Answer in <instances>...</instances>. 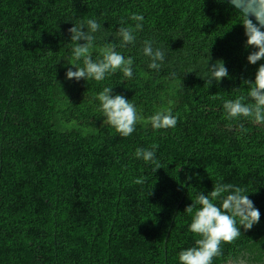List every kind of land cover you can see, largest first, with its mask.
I'll return each instance as SVG.
<instances>
[{
    "label": "trees",
    "instance_id": "obj_1",
    "mask_svg": "<svg viewBox=\"0 0 264 264\" xmlns=\"http://www.w3.org/2000/svg\"><path fill=\"white\" fill-rule=\"evenodd\" d=\"M133 13L142 30L121 48ZM241 15L226 0H0V264H180L199 238L184 209L217 183L246 189L260 221L212 264H264V124L223 107L264 63L247 62ZM89 19L101 24L93 60L114 43L133 57L131 78H66L83 66L68 29ZM145 40L165 53L159 70ZM220 61L230 78L208 87L207 64ZM104 87L143 118L131 135L106 122ZM165 109L176 126L154 129L148 118ZM153 143L155 164L135 156Z\"/></svg>",
    "mask_w": 264,
    "mask_h": 264
},
{
    "label": "clouds",
    "instance_id": "obj_2",
    "mask_svg": "<svg viewBox=\"0 0 264 264\" xmlns=\"http://www.w3.org/2000/svg\"><path fill=\"white\" fill-rule=\"evenodd\" d=\"M229 3L242 14L240 23L247 37L244 46L255 49L247 55V62L256 64L264 60V0H229ZM130 19L137 23L133 26L122 22L118 28L121 48L134 43L135 33L141 31L143 27L142 15L133 13ZM87 27L88 31L84 30L83 25L79 27L73 25L68 29L71 33L70 39L76 42L73 49L74 59L77 61L83 59V66L70 63L75 70L67 68L66 78L77 81L81 79L102 81L106 75L117 70H120L125 77L131 78L133 57L125 58L116 50L117 46L114 43H108L101 48V58L93 60L91 55L95 40L93 33L101 28V24L95 19H89ZM80 40L83 43H77ZM143 53L150 57L149 68L155 70L161 68L165 59L163 50L154 49L153 42L145 40ZM207 68L210 72V78L206 81L208 87L213 81L219 82L222 78H230L228 69L222 61L207 64ZM245 82L249 86L246 97L240 96L224 101L223 107L227 116L230 119L248 118L254 123L264 124V63L259 64L254 80H245ZM95 98L100 102V110L106 122L121 136L131 135L135 131L137 122L143 119L129 99L113 93V87H104ZM148 119L154 129L173 128L177 124V116L172 114L171 109L159 110ZM240 127L243 129V124ZM158 147L159 145L155 143L150 148L138 147L135 156L155 164ZM157 168L160 167H155L154 171ZM134 182L143 183L144 178H138ZM246 193H248L246 189L231 183H217L207 194L202 191L197 193L195 201L187 205L184 212L192 215L189 230L199 238L195 240L194 246L179 252L180 264H212L214 257L223 254L222 243H233L241 236V226L244 230H251L259 223L260 211ZM218 199L219 205L214 203ZM197 205L200 207L197 208Z\"/></svg>",
    "mask_w": 264,
    "mask_h": 264
},
{
    "label": "water",
    "instance_id": "obj_3",
    "mask_svg": "<svg viewBox=\"0 0 264 264\" xmlns=\"http://www.w3.org/2000/svg\"><path fill=\"white\" fill-rule=\"evenodd\" d=\"M227 2H229V0H226Z\"/></svg>",
    "mask_w": 264,
    "mask_h": 264
}]
</instances>
